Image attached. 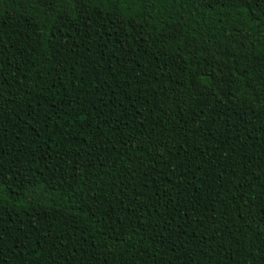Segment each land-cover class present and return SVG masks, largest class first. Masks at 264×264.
<instances>
[{"label":"trees","instance_id":"16d2710c","mask_svg":"<svg viewBox=\"0 0 264 264\" xmlns=\"http://www.w3.org/2000/svg\"><path fill=\"white\" fill-rule=\"evenodd\" d=\"M0 264H264V0H0Z\"/></svg>","mask_w":264,"mask_h":264}]
</instances>
